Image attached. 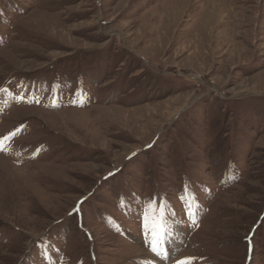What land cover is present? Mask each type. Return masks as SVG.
I'll return each instance as SVG.
<instances>
[{"label":"rangeland","instance_id":"obj_1","mask_svg":"<svg viewBox=\"0 0 264 264\" xmlns=\"http://www.w3.org/2000/svg\"><path fill=\"white\" fill-rule=\"evenodd\" d=\"M189 261L264 264V0H0V264Z\"/></svg>","mask_w":264,"mask_h":264},{"label":"snow or ice","instance_id":"obj_2","mask_svg":"<svg viewBox=\"0 0 264 264\" xmlns=\"http://www.w3.org/2000/svg\"><path fill=\"white\" fill-rule=\"evenodd\" d=\"M144 221L145 231L150 232L152 235V252L161 258H167L166 249L163 247L166 242L165 237L167 234V225L164 220L163 208H161L159 214H157L156 206L149 202L147 204V210L144 213ZM179 264H185V262H179ZM188 264H190V261Z\"/></svg>","mask_w":264,"mask_h":264},{"label":"bare ground","instance_id":"obj_3","mask_svg":"<svg viewBox=\"0 0 264 264\" xmlns=\"http://www.w3.org/2000/svg\"><path fill=\"white\" fill-rule=\"evenodd\" d=\"M156 72V71H155ZM14 114V113H13ZM170 233H172V231L170 232ZM176 239H174L172 236H171V234H168V235H166V237H165V247H167L168 246V250H173L174 249V244H175V242L177 241V235L175 236V235H173ZM163 245V246H164ZM141 251H143V252H145V250H141ZM140 260H142V258H139ZM141 264V263H140Z\"/></svg>","mask_w":264,"mask_h":264}]
</instances>
